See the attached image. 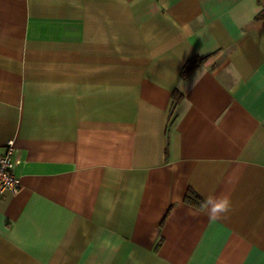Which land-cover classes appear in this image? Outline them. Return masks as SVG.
<instances>
[{"label": "crops", "instance_id": "crops-1", "mask_svg": "<svg viewBox=\"0 0 264 264\" xmlns=\"http://www.w3.org/2000/svg\"><path fill=\"white\" fill-rule=\"evenodd\" d=\"M262 10L0 0V154L13 140L21 182L0 264H264ZM189 189L233 210L210 219Z\"/></svg>", "mask_w": 264, "mask_h": 264}, {"label": "built area", "instance_id": "built-area-1", "mask_svg": "<svg viewBox=\"0 0 264 264\" xmlns=\"http://www.w3.org/2000/svg\"><path fill=\"white\" fill-rule=\"evenodd\" d=\"M14 150V141L9 140L0 154V199L5 191L17 194L21 190L20 179L13 173Z\"/></svg>", "mask_w": 264, "mask_h": 264}, {"label": "trees", "instance_id": "trees-1", "mask_svg": "<svg viewBox=\"0 0 264 264\" xmlns=\"http://www.w3.org/2000/svg\"><path fill=\"white\" fill-rule=\"evenodd\" d=\"M257 18H264V10H262ZM203 62L201 58H194L189 60L181 70L180 77L182 79H187ZM182 99V94L178 91H174L172 96L173 105L178 104ZM184 201L190 205L197 208H201L204 200L193 190L189 189L184 197Z\"/></svg>", "mask_w": 264, "mask_h": 264}, {"label": "clouds", "instance_id": "clouds-1", "mask_svg": "<svg viewBox=\"0 0 264 264\" xmlns=\"http://www.w3.org/2000/svg\"><path fill=\"white\" fill-rule=\"evenodd\" d=\"M201 210L206 212L209 218L213 220L227 217L233 210L231 197L228 194L209 195L205 198Z\"/></svg>", "mask_w": 264, "mask_h": 264}]
</instances>
